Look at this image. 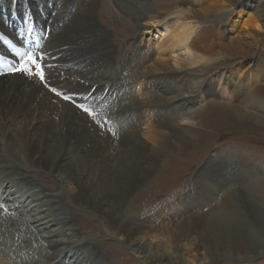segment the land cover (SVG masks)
Here are the masks:
<instances>
[{"label":"bare ground","instance_id":"6f19581e","mask_svg":"<svg viewBox=\"0 0 264 264\" xmlns=\"http://www.w3.org/2000/svg\"><path fill=\"white\" fill-rule=\"evenodd\" d=\"M205 1L209 4L204 15L211 9L221 15L233 13L227 29H241L236 39L225 43L223 55L212 45H203L195 35L198 26L188 22L178 27L183 15L197 13L190 2ZM113 2L121 17L138 23L141 36L159 22V32L165 33L162 40L170 42L168 49L177 47L186 58L174 61L176 67H172L169 61H150L152 54L143 49L139 57L127 60L130 66H115L107 44L110 31L97 20L103 0H0V258L5 264H114V259L97 255L80 238L76 223L85 228L78 217L85 214L82 210L95 215L97 223L90 222L94 240L103 244L104 251L111 246L104 243L106 238L124 241L125 247L119 248L131 251L142 264H203L215 258L245 257L233 251L235 243L260 241L261 237L243 235L234 216L197 217L191 212L209 206L225 192L264 224V212L239 192L242 183L258 173L253 164L229 154L208 161L197 175L194 190L177 210L166 211L167 218L137 214L132 200L156 172L155 165L166 163L154 141L170 151L177 146L167 140L162 128L183 124L186 109L210 94L211 84L202 90L191 76L193 68L218 57L256 54V40L264 35V15L259 11L264 10V0H242L237 6L217 0H185L172 22L151 0ZM137 41L142 43L143 38ZM152 45L149 40L143 46L150 49ZM165 45L161 43L156 53L162 55ZM17 49L44 56V82L35 74L10 76L9 69L20 66ZM260 56L248 66L240 59L214 74L220 90L212 97L264 111V101L248 91L259 82L258 71L239 73L252 63L260 65ZM30 70L36 71L34 66ZM139 75L141 81L136 79ZM181 89L185 92L180 93ZM171 94L176 97L175 107L145 110L144 102L161 105ZM64 95L72 99L65 100ZM241 111H236L237 116ZM152 132L163 135L159 142ZM12 170L16 173H9ZM25 176L36 182H27ZM179 212L189 216L166 230L156 226ZM149 236L164 237L166 242L148 241ZM87 239L92 238L87 235ZM187 245L194 254L183 252Z\"/></svg>","mask_w":264,"mask_h":264},{"label":"rangeland","instance_id":"374dc122","mask_svg":"<svg viewBox=\"0 0 264 264\" xmlns=\"http://www.w3.org/2000/svg\"><path fill=\"white\" fill-rule=\"evenodd\" d=\"M113 1L114 0H103L102 12L100 5L97 11V20L105 24V28L110 31V40L109 42L107 41V44H110L111 50L113 51L111 59L115 66L119 68L123 67L122 69L130 66L132 62L126 64L127 60L129 61L133 57H139L144 50L148 52V55L152 54L150 61L156 58L163 62L169 61L168 63L172 67H176L174 61L182 59V56L186 58L185 52L179 48L173 47V50L171 49L172 51L168 49L170 47V42L166 43L162 40L165 33L163 31L162 33L159 32L161 29L159 22L153 23L148 31L141 36L142 33H137L139 30L137 26L138 23L133 19L126 20L121 17L119 9ZM182 1L185 0H151V2L156 4L157 11L162 13L164 11L166 15L164 17H168L169 19L167 21L170 22L176 20L173 18L175 15L174 12L178 9V6L183 5ZM214 1L215 0H213L212 3H214ZM217 1H222L227 6L235 4L237 6L242 0ZM190 4L197 13L190 12L189 14L186 13L183 15L178 20V27L188 22H190L192 26H198L195 35L205 43L202 44L207 46L212 45L216 53H221L223 55L222 51L224 50L223 47L225 43H230L232 39H236L235 36L241 30L238 28L237 31L230 32L227 29L232 15L234 14L227 13L221 15L218 14L217 10L211 9L212 11L210 10L208 14L206 13V15H204L202 11L208 10L206 9V5L209 4L207 1L202 4H194L192 2H190ZM259 11L264 15V10ZM179 29L180 28L177 30ZM141 37L143 38V42L139 43L137 40H140ZM149 40L154 44L150 46V49L144 47L149 43ZM161 43H165L167 49L165 52H162V55H159L155 50ZM255 46H257L256 54L249 53L245 54L244 57H234L231 59L218 57L216 58L217 60L214 59L210 63L204 64L203 66L197 65L193 68L191 76H194L195 81L199 82L202 90H206L207 86L211 84L209 88L210 94L206 95L208 97L202 102L190 105L186 109L188 114L183 115V117L187 119V121H184L183 124L170 129L166 127L162 128L167 140H171L177 145H175V150L171 149L170 151L154 141L153 146L158 152L165 155L166 163L160 161L159 164L155 165L154 169H156V172L153 174L152 178L150 177L151 180L150 178L149 180L147 179L144 188L133 198L132 207L134 206V208L132 209L134 210L136 208L134 211L137 214L143 216L160 214L161 216H165V214H167L166 211L170 210L169 212H171V209L177 210V207L181 206L185 200L186 195H189L194 190L197 184V175L199 171L204 168L206 163L215 160L219 156L224 157L228 154L241 158L248 164H253V166L258 168V173L255 178L242 183L243 186L239 187V192L243 197L254 202V205L264 212V111L252 108L249 109L243 106L239 101H232L228 105L226 98L219 100L218 98L212 97L214 95L218 96L220 90L219 83L212 77L214 74L226 70L225 68L235 66L240 59L241 63H245L248 66L251 61L256 59L257 54L260 53L262 54L258 59L260 65L257 64L255 66V64L252 63V66L242 68L243 71L241 70L239 73L245 74L248 69L253 68L258 71L260 80L248 91L250 94H254L264 101V79L262 80L261 76L264 74V35L256 40ZM122 58L126 59V61L122 60ZM16 74H11L10 76H15ZM140 78V75L137 76V81H141ZM29 80L28 83H32V79L29 78ZM79 81L86 84L84 80L79 79ZM33 85L37 86L35 82ZM180 91V93L185 92L182 89ZM168 98L169 101H161V105L151 106L150 102H144L145 110L152 109L150 111L154 112L161 106L163 108L160 110L166 109L171 105L175 107L176 97L171 94L168 95ZM233 107H236L237 110L239 108L242 109L238 116L236 114L237 110L232 109ZM175 114L180 115L181 113L176 111ZM157 128L161 130L160 126ZM176 132L178 134H176ZM152 133L155 134L154 132ZM156 136V141L159 142L163 135ZM147 143H149V141H147ZM9 173L13 174L16 173V171L12 170ZM30 177L31 176H25L27 182H36L34 179H30ZM82 211L85 214L78 215V217L82 218L85 228L81 229L79 223H76V227L80 231V238L83 239L86 246L89 245L91 248L93 247L97 255H102L105 259L108 258L107 260L109 261L114 259V264H142L141 258H137L131 251L120 249L122 246L125 247L124 241L117 242L116 240L106 238L104 243H111V246H108V252L104 251L103 244L94 240V229H92L93 225H91L90 222L97 223L94 220L95 215L84 210ZM180 213L181 212L175 213L177 216H173V219L161 220L163 223H158L156 226L162 225L163 230H166L170 224L173 227L174 223L189 216L187 214L180 215ZM191 214H196L197 217L206 215L211 218L213 217L212 215L215 214L234 216L237 221L238 230L241 231L243 235L251 237V235L254 236V234H256L261 237L260 241H250L243 244H237V241V243H235L236 245H234L233 251L239 252L245 257L229 256L222 259L215 258L205 261L203 264H249L250 262H252V264H259L260 261L264 264V251L255 256L248 257V255H246L247 253H255L259 249H264V224L253 216L248 209L237 205L231 193L223 192L209 206L196 208ZM165 218L167 217L165 216ZM98 221L100 222V220ZM87 235L92 239L88 240ZM163 238L164 237L156 240L153 239V236H149L147 240L151 241L153 239L154 243L161 241L165 243L166 240L165 238L162 240ZM259 242H261V244H259ZM170 244L173 246L174 242L171 240ZM46 246L50 248L48 243H46ZM192 249L193 247L189 245L182 248L183 252L188 255L194 254ZM110 252L112 255L109 254ZM1 259L3 260V258ZM3 263L5 264L6 260H3L1 264Z\"/></svg>","mask_w":264,"mask_h":264},{"label":"snow or ice","instance_id":"6c2138e0","mask_svg":"<svg viewBox=\"0 0 264 264\" xmlns=\"http://www.w3.org/2000/svg\"><path fill=\"white\" fill-rule=\"evenodd\" d=\"M17 51H20L19 49H17ZM20 56H21V61H20V66L17 67H13L11 69H9V71L11 72H17V73H27L29 76L35 74L36 76L39 77V79L41 80V82L45 81V72H44V56L43 55H37L35 52L33 51H28V52H22L20 51ZM30 66H34L36 71L35 73H33L30 70ZM50 68L52 66H49ZM53 92L56 91L55 88L52 89ZM58 95H60V93H57ZM63 98L65 100H70L72 99V97L68 96V95H64ZM79 107H83L82 105H80ZM85 112H88L87 108L83 109Z\"/></svg>","mask_w":264,"mask_h":264}]
</instances>
